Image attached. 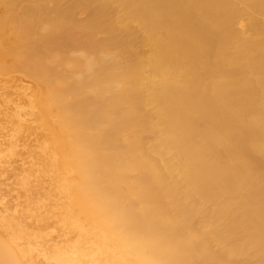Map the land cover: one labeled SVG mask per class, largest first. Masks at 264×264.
<instances>
[{
	"label": "bare ground",
	"instance_id": "obj_1",
	"mask_svg": "<svg viewBox=\"0 0 264 264\" xmlns=\"http://www.w3.org/2000/svg\"><path fill=\"white\" fill-rule=\"evenodd\" d=\"M17 1L0 264H264V0Z\"/></svg>",
	"mask_w": 264,
	"mask_h": 264
},
{
	"label": "rangeland",
	"instance_id": "obj_2",
	"mask_svg": "<svg viewBox=\"0 0 264 264\" xmlns=\"http://www.w3.org/2000/svg\"><path fill=\"white\" fill-rule=\"evenodd\" d=\"M23 1L24 0H20V1L18 0L15 3L16 8L13 9V12L19 13L20 6L22 4H24ZM3 11H4V9L0 8V15L3 13ZM36 13L40 14V11H37ZM53 16H54V11L52 10V17ZM11 62L12 61L10 58L5 59L6 64H10ZM35 87H36L35 84L30 79H28V77H26L24 74L20 73L19 71L15 70V71L10 72V73H6V72L2 73L0 71V99H5V100H9V101H20V102H22L24 100L26 101L28 99H32L35 96ZM2 103H3V101H0V104H1L0 105V111H3V113L0 114V160L2 161V163H0V200L2 203L0 209H5V208L6 209H19L20 208L19 201H20L21 193H20V186L18 185V179L20 177L19 175L22 174L23 163L20 161L13 162L11 164H10V161L8 163H3V162H6L7 160H9L7 158L6 151L10 147V143L12 142V138L7 135L9 133V128L6 127V122H3V120H5L7 117H10V116H12L10 118H12L13 120H15V119L13 118L14 113H13V115H11V113L13 111V110H11L12 104H10L8 106L4 105V107H3L4 103L3 104ZM25 104L26 105H24V104L22 105L24 112H26L27 114L33 112V111H30L28 104L27 103H25ZM4 113H5V115H4ZM7 113L10 115H8ZM27 114L25 117H23V118H25V120L29 121L25 127H27V126L29 127L32 125L31 126L32 129H31V127L27 128V129H30L31 131L33 130L32 132H35L34 134L37 135V136H35V135L34 136L37 137L38 139L41 138L42 132L40 130H39V134L41 133V135L36 134V133H38L37 132L38 129L36 128V127H38V126H36L38 124L35 123L36 125L34 126V129L36 128L37 130H34L33 129L34 122H33L32 116H30V114L29 115H27ZM2 115H4L5 118H3ZM10 118L9 119L7 118V120H10ZM12 119L10 121H13ZM21 120H22V118H21ZM17 121L18 120H16V122ZM21 122H23V121H21ZM24 130H25V133L28 132V130H26V129H24ZM23 132L21 134H19V136L23 135ZM30 132L27 133L30 136L25 135V133H24L27 140H32V141L37 140V138L35 139V137H33V133L31 136ZM28 136H29V139H28ZM38 136H40V137H38ZM33 143H34L33 145H35L36 142L33 141ZM25 148H27V149H25V152L30 150L31 155L29 154L30 155L29 156L28 153H27V155L29 157H27L26 155H23V156H26L24 158L21 157L24 159V161H27L28 160L27 158H29L31 160L33 155L35 154V156H36V154L38 153V149H35L36 148L35 146H27L26 145ZM18 150H21V148H19ZM23 150H24V148L22 149V153L25 154ZM33 150H37V152L35 151L36 153L33 152L34 153L33 154L32 153ZM21 199L23 200V198H21Z\"/></svg>",
	"mask_w": 264,
	"mask_h": 264
}]
</instances>
